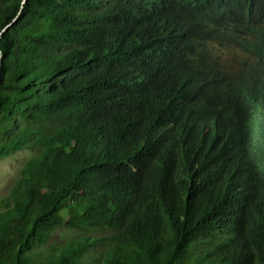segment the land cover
<instances>
[{
	"label": "trees",
	"instance_id": "obj_1",
	"mask_svg": "<svg viewBox=\"0 0 264 264\" xmlns=\"http://www.w3.org/2000/svg\"><path fill=\"white\" fill-rule=\"evenodd\" d=\"M22 151L0 264H264V0H0Z\"/></svg>",
	"mask_w": 264,
	"mask_h": 264
},
{
	"label": "rangeland",
	"instance_id": "obj_2",
	"mask_svg": "<svg viewBox=\"0 0 264 264\" xmlns=\"http://www.w3.org/2000/svg\"><path fill=\"white\" fill-rule=\"evenodd\" d=\"M25 157V152H20L17 156H9L5 158H0V193L6 191L11 184V181L15 178L16 171L22 163V160ZM75 233V230H71L68 228L59 229L56 232L57 237L64 238L69 236L70 234ZM90 260V264H97L96 254L91 253L90 259H86V261Z\"/></svg>",
	"mask_w": 264,
	"mask_h": 264
}]
</instances>
